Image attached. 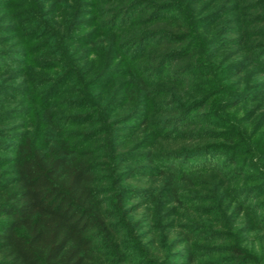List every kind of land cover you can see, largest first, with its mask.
<instances>
[{
  "label": "trees",
  "instance_id": "1",
  "mask_svg": "<svg viewBox=\"0 0 264 264\" xmlns=\"http://www.w3.org/2000/svg\"><path fill=\"white\" fill-rule=\"evenodd\" d=\"M76 1L69 24L87 30L83 50L95 58L74 66L58 42L66 65L54 81L77 75L79 105L69 109L87 110L61 116L48 101L10 145L0 171V264H259L246 242L203 252L197 240H238L237 218L253 236L264 228V214L245 216L264 196V150L258 171L251 143L264 141V130L249 133L250 119L218 113L264 95V0ZM20 2L28 27L19 20L17 35L45 27L60 39L40 17L43 0ZM202 27L215 28V38L199 41ZM226 46L234 47L227 56ZM246 172L257 186L234 185L231 176ZM133 248L143 257L132 260Z\"/></svg>",
  "mask_w": 264,
  "mask_h": 264
},
{
  "label": "rangeland",
  "instance_id": "2",
  "mask_svg": "<svg viewBox=\"0 0 264 264\" xmlns=\"http://www.w3.org/2000/svg\"><path fill=\"white\" fill-rule=\"evenodd\" d=\"M17 1L19 3L17 5L20 7L15 8H4V0L0 1V171L7 170L9 168V165L5 164V161L14 155L9 151L10 145L15 143L20 134L27 133L31 130V122H34V120L31 119V117H33L34 109L43 107L42 104L49 101L56 105L57 111L61 116L77 113V111L85 112L87 110L84 106L83 108H75L74 110L69 109L71 106L79 105L78 100L80 99L81 86H79V84H75L78 77L77 75H73L65 82H60L62 79L54 81L59 74L62 75L65 71L64 67L66 65L65 55H63L62 52H58L56 49V45L59 46L58 42L62 43L65 47V53L66 50L68 51V57L72 59V65L74 66L82 64L88 65V63L95 58V55L88 56L87 52L83 50L84 47L82 46V43L86 41L87 30H84L83 26H71V23L69 24V21L72 19L71 17L74 16L73 12L76 5L77 7L79 6L78 3H76V0H66L64 3L61 2L59 5H52L53 0H46V4L45 0L42 2V5L45 7V11L40 13V17L46 23L47 27H55L57 29V32L60 35V39L58 41L55 36L53 37V34L50 36L46 35L47 30L45 27L41 31L39 30L35 33H31L29 36L25 35L22 38L17 35L14 31V27L19 20L21 21V24L19 25H21L23 31L24 28L26 29L28 27V24L25 22V14L23 12L25 11V8L22 6V3L20 2L21 0ZM17 1L15 0V3H17ZM13 13L15 15H12ZM82 20L87 22L88 18H82ZM54 22H57V26ZM200 31L199 41L203 38L206 40L210 37L215 38L216 33L215 28L213 27H202ZM25 38L34 39V42L24 44L23 39ZM42 39L43 51L39 53L35 52L37 49L41 48V45L37 42L42 41ZM33 45H35V47H33ZM232 49H234V47H224V49H222L223 55L227 56L226 53H228V51H232ZM125 51L128 52L129 49H126ZM94 64L95 63L92 65L94 66ZM93 66H89V69L82 76L83 80H86L87 73ZM247 73L249 75V82L256 80L255 72L252 69L248 70ZM122 79L124 78H118L114 82V84L116 83L115 85H117L118 89L119 87L117 83H119ZM102 91L103 90H95L97 93H102ZM251 97L252 98L245 102L240 110H226L225 112L219 110L218 112V108L212 109L213 107H210V111L223 113L222 115L226 119L235 118L241 122L250 119V122L245 124L249 133H255L259 126H261L262 130H264L262 117L260 118V114L264 112V95L255 91L251 94ZM26 105L31 106V116L29 119L25 116L26 111H28V106ZM252 112L255 113L253 117L251 116ZM61 116L59 119L65 120L61 118ZM74 122L71 121V123ZM63 123H67V121L65 120ZM64 128L67 131H77L80 129L78 126L74 125H66ZM190 129L192 128H188V130ZM253 141L254 142L251 143L255 155V166L258 171H261L259 165L262 162L259 163L257 160L263 153L264 141H262V137H259L258 139L257 135ZM250 156L251 155H248L247 157ZM240 158L242 159L243 157ZM239 160L240 159H238V161ZM226 169V171H228L227 174L231 175L234 167L228 166ZM234 174L236 175V173ZM234 174H232V176ZM254 174L255 172H246L244 174L245 177H247L246 179L244 177L240 180H234L235 176L233 178L231 176V179L235 181L233 182L234 185L257 186L258 182H252L251 180L254 179ZM258 201H261V203H259L260 205H257ZM254 204L255 206L252 208V214H250L251 216L245 213V216L248 219L254 220L259 215L264 214V208L259 210V207L264 205V196L253 200L251 205ZM210 205V202L196 204L198 208H207L210 207ZM235 221L234 227L239 228L238 232L235 234L238 240L212 241L207 240L208 238L204 235L200 240H197L198 245L201 246L204 252L205 248L203 247L208 245L219 246L233 241H238L239 244L243 245L246 242L247 246L245 247L248 249V252L255 257L254 262L264 264V228H261V230L257 233L255 232L256 235L253 236L250 233L248 234L247 227L249 224L244 222V218H237ZM137 246L138 244H136V247ZM135 249L133 248L128 251V255L132 260L138 259L140 256L143 257L144 255L141 251ZM220 255L221 254H219V256ZM200 258L206 259L207 257H204L203 255L200 256Z\"/></svg>",
  "mask_w": 264,
  "mask_h": 264
}]
</instances>
